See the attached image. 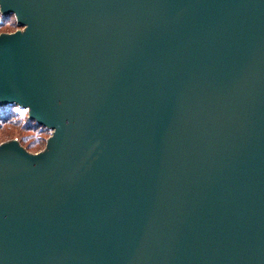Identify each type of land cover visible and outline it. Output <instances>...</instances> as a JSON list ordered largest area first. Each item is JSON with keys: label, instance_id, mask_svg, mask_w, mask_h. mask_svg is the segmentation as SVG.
Wrapping results in <instances>:
<instances>
[{"label": "water", "instance_id": "95a60500", "mask_svg": "<svg viewBox=\"0 0 264 264\" xmlns=\"http://www.w3.org/2000/svg\"><path fill=\"white\" fill-rule=\"evenodd\" d=\"M0 264H264V0H0Z\"/></svg>", "mask_w": 264, "mask_h": 264}, {"label": "rangeland", "instance_id": "374dc122", "mask_svg": "<svg viewBox=\"0 0 264 264\" xmlns=\"http://www.w3.org/2000/svg\"><path fill=\"white\" fill-rule=\"evenodd\" d=\"M2 15L0 14V20H2ZM9 21H12L14 20V24L12 27L8 28L7 30H4V29H1L0 33L1 32H13L15 31L17 28H19L16 24V21H15V18L14 16H11L8 18ZM7 27H5L6 29ZM13 110L15 112H17V115L14 117V119H12L14 122L17 123V121L20 123V125L18 124V127H16V129H14V127L12 126L10 129L8 128V126L5 124V122H3V120L0 119V143L4 142V141H7V140H10V139H17L18 141H20V136H22L24 139H26V141H24L25 143L23 144V142H19L23 147H26L27 143L28 142H33L35 139L39 138L41 139V146H39L37 149H28V151L30 152H38L40 150H42L45 146V142H46V139L47 137L49 136L50 134V130L46 129V130H43V129H39V132L38 131H29V130H26V129H22L24 128V124H25V121H24V117L27 116V110L26 109H23V108H13ZM16 118V119H15ZM23 124V126H22ZM11 131H9V130ZM42 132V133H41Z\"/></svg>", "mask_w": 264, "mask_h": 264}, {"label": "trees", "instance_id": "16d2710c", "mask_svg": "<svg viewBox=\"0 0 264 264\" xmlns=\"http://www.w3.org/2000/svg\"><path fill=\"white\" fill-rule=\"evenodd\" d=\"M11 16H13V15L1 16L2 20H0V31H1V29L7 30L8 28L13 26L14 20H12V21L8 20V18L11 17ZM5 27H7V28L5 29ZM15 107L19 109V107L16 106V105H3V106H0V119L3 120V122H5V124L8 126L9 129L12 126L14 127V129H16V127H18V124L20 125V123L18 121H17V123H18L17 124L16 122H14L12 120L17 115V112H15L13 110V108H15ZM24 121H25V124H24V126L22 124V126L24 127L22 129H26V130H29V131H38V132H39V129L46 130L45 127H43L41 125H38L33 120L28 119L27 116L24 117ZM9 131H11V130H9ZM20 138L21 139H20L19 142H23V144H24L25 143L24 141H26V139H24L22 136H20ZM40 140L41 139L37 138L33 142H28L25 148L27 150L28 149H37L39 146H41V141Z\"/></svg>", "mask_w": 264, "mask_h": 264}]
</instances>
